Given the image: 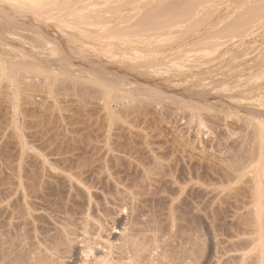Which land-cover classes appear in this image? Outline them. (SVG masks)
Masks as SVG:
<instances>
[{"label": "rangeland", "instance_id": "rangeland-1", "mask_svg": "<svg viewBox=\"0 0 264 264\" xmlns=\"http://www.w3.org/2000/svg\"><path fill=\"white\" fill-rule=\"evenodd\" d=\"M72 1H75L79 5L82 4V7L88 4H92L93 6L90 5L92 6L90 8H93L95 10V9H99L100 7H102L103 2L101 3V1H105V0H101V1L100 0H72ZM107 1L120 3V5L118 3L117 4L122 9L118 8L119 10L116 13L117 15L115 16H118V14L120 16L121 14L122 16L124 15L127 16L126 14H128L130 18L133 16L131 20H135L134 17L135 18L140 17L142 13L141 10L147 11L152 8H158L161 4L170 2V0H159V1L158 0H107ZM206 1L210 3V5ZM206 1L199 4L198 8L199 7L200 8L197 9V11L198 12L201 11V12H199L200 16L196 15V17L198 16L197 18L199 17L202 18L205 15H206L205 17L207 16L209 17L211 16L210 14H212L213 11L215 14H213L212 17H209V19L207 17L206 18V21L208 20L207 23L204 21L203 25L201 24L200 28L198 27L196 30H194L193 33L185 31V28L188 27L187 24L189 25L191 23V20L188 19V22H187V20L183 19L182 23L179 26H176L177 29L176 28L173 29L175 32L173 30L170 31L172 34L174 33L173 34L174 36L169 32L162 31L163 35L161 33L159 34L158 32L156 34L157 38L155 39L152 38L153 40L151 39L152 42H157L155 40H158V42L160 43L161 42L160 39L162 38L161 39L162 45L158 49L161 51L159 53L157 52L158 51L157 49H156L157 51L156 50L153 51L152 55L154 57L150 55L151 57L150 59L152 60V62L150 63L152 65L150 63H147V65H150L149 68L151 69V71H153V74L152 72L149 71L150 69H147L148 68L147 66L145 67L146 64L140 67L142 69L135 68L136 70L135 69L133 70L132 68L130 69L129 65L126 66V68L122 67V65L124 66L122 62L121 63L119 61L115 62V60H112L111 58L107 59L105 58L106 56L104 57V55L102 56L104 58H101V53H99L100 51L98 49V46H99L98 44L100 43V41H93L89 43L90 45L88 44L89 46L86 45L87 46L86 49L88 50L90 49V50L82 54L85 58L82 57L81 55H78L73 50H71L69 46H68L69 48L66 46L67 45V43H65L66 36L64 35L63 32H60V30H57L58 28L56 27L55 22H43V21L34 19L35 21L34 20L33 21L35 25L38 26L39 30H41L40 33H38L39 35L38 34L30 35L26 33L23 38L10 37L9 38L10 42L9 41L8 42L12 46H8L7 41H4L3 44L0 43V73H1V70H3V73H6V77H7L6 79L0 78V175L2 174L0 176L1 178L0 179V191L5 190L4 187L8 185V183L5 184V182H8L10 178H11L10 180L12 181H14L15 178H17L18 176L17 168H18L19 162L21 161L24 162V160L26 159L25 161L27 162L25 163H28L30 161V158H33L31 156L37 153L36 152L37 147L42 146L39 143L43 144V142L45 141V139H43L45 138L44 135L50 130L51 127L53 128L54 131L55 129L60 128L56 131L57 132L61 131V133L63 132L62 131L63 129L64 131L66 130V132H68V129H69L70 131L68 132L69 136L75 135L81 138L85 137L84 139H91L93 142L95 140V142H97L98 144H102V145L104 143H106L107 145L110 144L111 142L116 143L117 140L119 142H124L123 139L126 141L128 140L129 143L135 144L134 146L138 145L136 146L137 147L136 150L138 149V152H140V154L138 153V158H139V161H141L142 163L138 162L140 168L138 167L139 170L135 174H138L143 169L151 170V167H153V164H154L152 162L153 161L152 154L155 155L157 153V158L159 159V162L161 163V166H162L160 170L161 172L160 181L156 185L158 189H155L156 186L154 187L155 192L157 190L159 191V189H161L160 190L161 192L158 193L157 191L158 194L156 193V195L154 194L155 196L152 195L150 197L151 199L149 198V200L154 201V199L152 198L156 197L155 198L156 201L154 202L149 201L148 202L149 204L147 203L149 206L150 204L151 206L153 205L152 207L154 208L155 212L153 211L151 207H148V206L147 207L149 209L147 208V211L150 210V213H152L153 211V214L155 213V215L148 214L149 212H147V215H150L152 219H154L155 216L157 218L160 217L156 221L160 223L163 222L165 225L166 222H164V220L161 218L166 219L165 216H167L166 213L168 212V211L166 212V210L168 209L162 208L161 205L164 207L165 205L163 204H166L165 207L167 208L168 207L167 205H169V200L171 198H174L173 196H175V193H176V198H174V200L172 199L171 200L174 202L178 201L177 197H179L180 205L178 206H181L179 207L181 209L179 210L178 208V214H179L178 217L180 218V216L183 217L184 215L185 217H183V220H186L187 219L186 217L188 216V218L190 219L189 221L190 223H188L186 220L187 223H185V225L186 226L190 225L189 227L193 226V230L192 228H189L190 230H192V232L190 230L188 231L187 229L188 226L186 227L182 221V218H180L181 221L180 219L179 221H180V224L182 223L183 229L184 230L187 229V232L195 233L194 231V226H195L196 234L198 233V235H200L201 238L203 237L204 246L206 247L205 248L203 246L204 248L203 252L205 253V251H209L210 253V250L212 249L213 252L211 251L210 254L206 252L204 255L203 253L204 259L199 258L198 259L199 262L197 261V264H202V263L203 264H213V263L215 264V261L217 260L215 259L217 258L216 257L217 254L215 256L214 253H217V252H219L218 256L224 255L226 253L224 256L218 257L219 263L226 264L228 263L229 260L227 261L225 258L230 259L234 256L235 257L238 256L239 255L238 250H241L240 253L242 254H240L237 258L234 257L235 259H238L241 261L243 258L241 256H244L245 254V257L243 258L244 261L242 260L240 264H254L253 262H255V264H259V263L264 264V256H263L264 247L262 248V246H264V243H263L264 242V213H263L264 212V172L263 171L264 170H261V168L264 169V159H263L264 149H262L263 157L261 156L260 157L261 159L255 158L256 159L255 160L253 159L254 157H252L251 159V155H246L247 152H250L251 150L250 148L254 144L253 140H255V132H254L255 123L259 125L262 122H264V97H263L264 88H259L261 86L264 87V11L262 12L263 14L261 13L262 15L260 17L258 16L257 18L258 20L256 19V21L252 20L249 22V27L246 30H241V28H238L234 23H230L240 13H243L244 10H246V12H244L245 16H247V14H250L251 13L250 10L254 9L259 3H263L264 0H260L262 2H259V0H249V1L242 0L244 1V3L241 0H240L241 2H239V0H228V1L217 0L218 2L220 1L219 3L216 0L215 1L212 0L214 2L210 0H206ZM59 2L61 4L63 0H59ZM206 3L207 5H209V7H211L210 9L207 7ZM214 3L216 4V6L213 5ZM222 4L225 6H223ZM211 5L215 8L218 7L216 8V12H215V8L213 10V7ZM229 5H231V7ZM98 6L100 7L98 8ZM165 6H168V5L165 4L163 8H165ZM201 6L203 7L205 6V8L206 7L207 8L203 9ZM134 7H136L137 9ZM139 7L141 9H139ZM201 8L202 10H200ZM19 10H17L14 6H12L7 0H0V13L4 17H16L18 16L20 12ZM166 10L167 8L164 11L158 9L157 11H154V12H157L155 15H158L160 18L166 19L170 16V13H168V11ZM203 10H208L207 14L210 11L211 13L207 15L206 12ZM202 11L205 13V15L202 13ZM185 14H186L185 12L179 11L175 14V16L181 17V16H185ZM19 16H21V14H19ZM31 16H32V19L36 18L34 17L33 14ZM259 18H261L260 19L261 22L259 21ZM46 32L49 33L50 37L52 36V33L55 34L53 35L55 36V38L52 37L51 39L53 38L54 40L56 39L55 43L58 39L59 41L58 44L60 43L59 44L60 48L62 46L61 49L63 50L64 54L68 55L70 58L72 56H75V57H72L70 60L72 63L74 62L73 63L74 65L77 63L75 66H78V67L80 66L79 70H82V71L84 70L83 76H82V71L81 73L78 71V75L80 76L66 75L64 73L65 64L63 62L60 65H58L57 62L46 59V56L38 48V45L36 43L37 37L40 38V36H45ZM184 32L185 34L183 35ZM59 34L61 35V37ZM158 35L159 37H161L160 39ZM170 35L173 36L174 39L175 38L176 39L174 40L173 37H170ZM178 35L179 37L180 36L182 37L181 40L179 39L181 42L177 40ZM163 38L165 40L168 39L169 41L168 40L167 41L170 44H168L167 41L165 42ZM54 40H52L53 43H54ZM151 40L148 41L147 46H150L149 43L153 44L152 46L155 45L154 43H151ZM164 43L166 44L163 46ZM178 47H180V49ZM65 48H68V51ZM92 48H94V50ZM186 48L188 49V51H190L189 53H187V55H186V52L188 51ZM162 49L163 50L165 49V50L163 51ZM167 49L168 51H166ZM195 49L197 51L198 49L200 51L202 50L205 51L208 57L205 55V52L203 51L202 53L199 51L200 54H196L198 52ZM191 51L192 52L196 51V52L191 53ZM89 53H91V55H89ZM176 53L182 54V55L178 54V56L180 57L182 56V59L180 57H177ZM188 54L191 56H189ZM192 54L194 55L196 54L197 58H195L196 56L194 57ZM185 55L186 57H190V58H186ZM163 57H164V60H163ZM171 58H172V61H171ZM207 58H208L207 60L208 62L205 60ZM75 59L78 62H76ZM153 59L155 60V62ZM176 59L177 60L179 59V60L176 61ZM180 59L184 63L186 62L185 64H188L187 67L185 64H182L183 62H181ZM187 59L189 63H187ZM105 60H107L106 65H105ZM109 60H111L110 63H109ZM174 60L176 61L175 63L173 62ZM11 61H15L19 65L26 64L30 68L39 70L38 72L27 74V77L25 78V80H27L28 82H32V83H29L32 86H27L26 84H22V88L26 90V93H29L32 95V98H34L33 100L36 103L42 101L43 99H46V102H48V105H46V108L48 110L44 108L43 109L35 108L31 106L30 104H27L30 106L25 105L26 107L25 106L23 107L22 105L19 104L18 101L16 102L15 98L13 99L14 97L13 96L14 71L8 68V65H10ZM159 62L161 65L159 64ZM172 62L174 65V69L171 67L169 68L170 63H171L170 66L173 67ZM179 62L181 66L177 65ZM197 62L202 63V64H199ZM116 63L118 64V66ZM119 63L121 65H119ZM156 63L158 66L156 65ZM163 63L165 64V66H163L164 65ZM193 64L194 66L192 67ZM153 65H155L154 69H153ZM159 66H162L165 69H167V72H165L166 70H162L161 67L159 69ZM176 68L178 69L176 70ZM169 69H171V71ZM107 70L109 71V73ZM129 70H131L132 72ZM140 70L141 72H138ZM157 70H160V71H157ZM172 70L173 71L176 70L175 71L176 73L172 72ZM162 71H164L165 73ZM168 71H170L173 74H171ZM133 72H136V73L132 74ZM95 73H99V75L103 74V75H106L107 77L109 76L110 80L116 82L118 87L120 85L122 86V87L121 86L119 87L122 92L126 91L130 96L134 97L135 99H138V101H135L134 103L131 99L119 97L115 102L113 101H111V103H109L110 101L106 102L107 99L103 95L105 93H103L97 85L89 83V79L93 75H98ZM107 73L109 75H107ZM139 73H141V75H139ZM147 74L150 76H148ZM156 74H159V75H156ZM250 77H254V78L251 79ZM70 78H74V79L71 80ZM247 78L251 79V81L246 80ZM255 78H259V79L258 80L256 79V81H254ZM257 81H259V83ZM241 82L244 84H242ZM234 83L235 84L237 83L236 86L238 87H236ZM238 84L240 85V87ZM252 84H254L253 87H251ZM243 85H246V86L242 87ZM53 86L54 88L57 86L56 88L58 89L57 97L60 99L59 103H56V104L51 99L52 98L51 88ZM232 86L233 87L235 86L237 90L235 89V87L233 88ZM226 88H229V90ZM221 89L224 90L225 92L222 91ZM227 90L229 93H226ZM257 95H260V96H257ZM257 98L261 100L262 105L259 102L260 100ZM254 99H256L257 101L256 100L253 101ZM17 103L19 104V106H21V112H20V108L17 105ZM22 109L24 111H22ZM36 109H38V111ZM40 110L41 111L44 110L45 112L48 111L46 114L45 112H43L44 113L43 115H45V117L41 115L42 112ZM38 112L39 113L41 112V113L39 114ZM38 114L40 116L37 117ZM39 118H40V121H39ZM41 119L42 121L43 120L44 121L41 122ZM47 124L51 125V127L49 126L50 127L48 128L49 130L47 129L48 131L45 132L43 131V129L48 127ZM40 128L42 129L41 131L42 133H39ZM52 128H51L50 135H53L52 133L54 132ZM72 128L75 131H73ZM87 130L89 133L87 132ZM71 131L75 132V134L73 132L71 133ZM113 131L114 133H112ZM36 132H38L39 134H42V137L41 135H39L38 137L37 136L38 133L36 135ZM40 137L42 141L40 140ZM141 138L142 139L144 138V139L142 140ZM263 139H264V134L262 135V141H263L262 147L264 148ZM246 142L248 143V145ZM28 144L30 145L28 146ZM144 144L146 146L148 144V148H149V145L151 146L150 149L152 151L151 152L149 151L150 153L148 152V148H145L146 146ZM141 146L143 148H140ZM160 146L161 147L163 146L162 149ZM22 147H23V150L25 149L26 152L28 151L27 154H25V152L23 151L20 154ZM40 149L41 150H37L38 151L37 154H40V153L44 154L43 152L44 149L42 148ZM241 149H243L244 151L246 150L247 152L245 153ZM241 152H244V154L243 153L241 154ZM160 153L161 154L163 153L164 155L163 154L161 155ZM158 154H159V157H158ZM22 155L25 156V159L23 157L24 160H22L21 158ZM243 157H245L246 159ZM17 162H18V165H17ZM257 163H260L258 164L259 172L255 171L256 169L254 170L253 168V166L256 165ZM221 164L225 166H222ZM143 165L145 168L143 167ZM169 165L174 168L172 169L171 167H169ZM235 166L237 168H235ZM13 168L15 170H13ZM14 171H15V174H14ZM173 171L176 173L173 174L174 173ZM224 172L230 176L226 175ZM171 173L173 174V176ZM188 173L189 174L191 173L192 175L191 174L189 175ZM218 173L220 174V176ZM231 174H232V177H231ZM255 175L258 176V183H259L258 185L261 187L260 189L263 188L261 190V194L262 192L263 194L261 195V198H260V202H259L260 204H258V207H260V212L262 213L260 215L261 219L259 220L260 224L258 223L259 226L261 227V228H258V230L260 229L258 233H261L259 234V237H258V239L259 238L260 239L259 240L257 239L258 242L253 241L254 240L253 238L257 235L255 232H253V228H255L254 229L255 231L257 226L256 224H253L252 222L253 221V219H251L252 214L249 215L251 208L253 210L254 208L253 206L256 205L255 200L253 202V199H254V196H253L254 195L253 194L254 177L253 176ZM2 176L5 178H3ZM6 177H8L7 179L8 181H5ZM217 177H220V178H217ZM175 178L177 181L175 180ZM2 179L5 182L2 181ZM1 181L6 186L2 185ZM172 183L174 185H171ZM175 183H178V184H175ZM175 185L177 186L175 187ZM226 186L227 188L224 189V187ZM178 189L179 190L182 189L183 195H180L182 197L178 196L179 194H181L180 191H177ZM198 189L199 190L201 189L204 192L202 191L201 193V190L199 192ZM223 189L225 191H222ZM13 190L15 192H12L13 194L11 193L12 194L11 197L13 196L12 199H15V197L17 196V194L15 193H18V191L16 189H13ZM162 191L164 192L163 196H162V193H163ZM228 191H229V195H228ZM207 193L209 194V196ZM169 194L171 195V198L170 197L168 198V196H170ZM159 195L162 197L161 203H159L160 202L159 200H161V198L157 197ZM198 196H199V199H198ZM214 197L215 199H212ZM163 198L165 200H163ZM207 199H208V202H207ZM182 202L183 203L185 202V203L183 204ZM175 203H178V202H175ZM219 203L223 205V207L221 208L222 210H224L223 212L220 209V205H218ZM207 205H209V207ZM161 208L163 209L162 211L163 214H165L164 216L162 212H160L162 210ZM215 209H217L218 211ZM157 211H159L158 213L160 214H158ZM198 211L201 213H199ZM181 212L184 214L182 215ZM249 216L251 217L249 218ZM225 217H228V218H225ZM231 219L233 220V222H231L232 221ZM191 222H194L193 223L194 225ZM223 222H224V225H223ZM236 222L238 223L236 224ZM227 224L228 226H226ZM210 236H212L213 238ZM246 240H248L249 242ZM214 242H217L216 248H215L216 243ZM210 244H212L213 246ZM255 247L257 249H255ZM208 248L209 249L211 248V249L208 250ZM233 249L235 250L238 249L237 250L238 252L237 253L232 252ZM258 251L260 252L258 253ZM262 253H263L262 255L263 258L260 255L261 256L260 257L261 261H260V258L257 257L259 255L257 254H262ZM228 255L229 257H227ZM231 255L232 257H230ZM208 256L210 257L208 258ZM220 257L221 258L224 257L225 261H220L221 260ZM256 257L259 259V262L256 261L258 260ZM230 260L233 263L230 261L231 263L229 262L228 264H237L236 262L238 260H234L233 258ZM209 261L210 263H207ZM218 261H217V264H219Z\"/></svg>", "mask_w": 264, "mask_h": 264}, {"label": "bare ground", "instance_id": "bare-ground-1", "mask_svg": "<svg viewBox=\"0 0 264 264\" xmlns=\"http://www.w3.org/2000/svg\"><path fill=\"white\" fill-rule=\"evenodd\" d=\"M7 1L12 6H14L17 10L21 9V10H19L20 11L19 14H21V16H19V14H18V16H16V17H4L0 13V43L1 44H3L4 41H7L8 46H12L9 44V42H10L9 38L10 37L23 38L26 33L30 34V35L31 34L37 35L38 33H40L41 30H39L37 25H35L34 19L40 20L43 22H55L56 27L58 28L57 30H60V32H63L64 35L66 36V38H65L67 41V42L65 41V43H67L66 46L67 47L69 46L70 49L73 50L78 55H81L82 57H84L82 54L90 50V49L89 50L86 49V47H87L86 45H88L89 43H91L93 41H100V43L98 44L99 45L98 49L100 52L99 51L98 52L101 53V58H104L106 56L105 58H107V59L111 58L112 60H115V62L116 61H119L120 63L122 62V64H124V66L122 65V67L126 68V66L129 65L130 69L132 68L133 70L135 68L136 69L137 68L142 69L140 67L145 65V64H146L145 67L147 66L148 67L147 69H150L149 68L150 65H147V63L152 62V60L150 59L151 58L150 55H152V52L155 51L156 49L158 50L159 47L162 45V40H161L162 38L159 37V35H158V37H159V39L161 38L160 39L161 42L159 43L158 40H155L157 42H152V40H153L152 38H154V39L157 38L156 34L158 32H159V34L161 33L162 35H163L162 31L171 33L170 31H172L174 28L177 29L176 26H179L182 23L183 19L187 20V22L189 19V20H191V23L189 22L190 24L189 25L187 24L188 27L185 28V31L193 33L194 30H196L198 27L200 28L201 24L203 25L204 21L206 23L208 21V20L206 21V18L208 16L205 17L206 15L203 12V11H205L207 14L208 10L202 11V13L205 15V16L202 15L203 16V17L201 16L202 18H200V17L197 18L198 16L196 17V15H199V12H201V11H199V12L197 11V9L200 8V7L198 8L199 4L205 2L206 0H170V2L165 3L166 5H168V6H165V8H163V6L165 4H161L158 8H152V9L147 10L148 12L141 10V12H142L141 16L138 18L134 17L135 20H131V18L133 16L130 18L128 14H126L127 16H125V15L122 16V14H121V16L119 14H118V16H115V15H117L116 14L117 11L119 10L118 8L122 9L121 7H119L120 3L117 2L119 4L118 5L116 2H111V1H107V0H105V1L100 0L101 3L103 2L102 3L103 6L100 4L102 7L98 6V8L99 7L100 8L95 9V10L93 8H90L93 6L92 4H88V5H85L84 7H82V4L79 5L78 3H76L75 1H72V0H63V2H61V4H60L59 0H7ZM210 1H212V0H210ZM214 1H212V2H214ZM226 1H228V0H226ZM226 1H225V3H226ZM241 1L239 0V2H241ZM244 1H242V2L244 3ZM229 2H231V1H229ZM259 2H262V1L259 0ZM207 3H206V5H207ZM225 3H223V4H225ZM208 4L210 5V3H208ZM90 5H92V6H90ZM95 5H94V7H95ZM209 5H207V7L210 9L211 7H209ZM213 5L216 6L215 3ZM227 5H228V3H227ZM223 6H225V5H223ZM229 6L231 7V5H229ZM229 6H228V8H229ZM136 7H134V8H136ZM140 7H139V9H141ZM201 7L203 9L205 8V6L204 7L201 6ZM219 7H221V6H219ZM166 8H167L166 11H168V13H170V16L168 18L163 19V18H160L158 15H155L157 12H154V11H157L158 9L164 11ZM202 8L200 10H202ZM214 8L215 7H213V10H214ZM216 8H218V7H216ZM216 8H215V12H216ZM226 8H227V6H226ZM120 11H122V10H120ZM179 11L185 12L186 13L185 16L176 17L175 14ZM250 11H251V13L247 14V16H245L244 12H246V10H244L243 13H240L230 23H234L238 28H241V30H246L249 27L250 21H252V20L256 21L258 16L260 17L263 14L262 12L264 11V1H263V3H259L254 9H251ZM209 13H211V11L208 12V14ZM32 14L36 18L32 19V16H31ZM213 14H215L214 11L212 12V14H210L211 16H209V17H212ZM25 17H26V19H25ZM209 17H208V19H209ZM260 19L261 18H259V21L261 22ZM181 26H183V25H181ZM91 27H93V28H91ZM184 34H185V32L183 33V35ZM53 35H55V34L52 33V36L50 37L49 33L46 32L45 36H40V38L37 37L36 43L38 45V48L44 53V55L46 56V59H49L50 61H55L58 63V65H60L63 62L65 64L64 73L66 75L77 76L78 71L81 73L82 70H79L80 66L79 67L75 66L77 63L74 65L73 64L74 62L73 63L71 62L70 59L72 57H75V56H72L73 55L72 54L71 55L72 57L70 58L68 55L64 54L63 50L61 49L62 46L60 48V46H59L60 43L58 44V42H59L58 39L55 43L56 39L54 40L55 36H53ZM61 35H60V37H61ZM162 35H160V36H162ZM179 35H178L177 40L182 39V37L180 36L181 37L180 38ZM173 36L170 35V37H173ZM205 36H207V35H205ZM52 37H54V38L51 39ZM56 38H58V37H56ZM63 38H64V36H63ZM164 38H163V40H165ZM173 39H174V37H173ZM52 40H54V43L52 42ZM149 40H151V43H154L155 45L152 46L153 44L149 43L150 46H147V43ZM167 40H165V42ZM171 40H172V38H171ZM171 40H170V42H171ZM168 41H167V43L170 44ZM95 43H97V42H95ZM175 43H176V41H175ZM175 43H174V45H175ZM165 44L166 43H164L163 46ZM94 45H96V44H94ZM63 48H64V46H63ZM68 48H65V49H67V51H68ZM95 48H96V46H95ZM162 48H164V47H162ZM178 48L180 49V47H178ZM92 49L94 50V48H92ZM160 51L161 50H158L157 52L159 53ZM166 51H168V49ZM187 51H188V49H187ZM196 51H193V52H196ZM199 51L200 50L198 49V51H197L198 53H196V54H200ZM202 51H200V52L202 53ZM134 52H136V53H134ZM189 52L190 51L186 52V55ZM193 52L191 51V53H193ZM203 52H205V51H203ZM179 53H180V51H179ZM169 54H170V52H169ZM178 54L176 56L180 57V56H178ZM182 54H179V55H182ZM196 54L195 55L192 54V55L195 57ZM209 54H210V52H209ZM89 55H91V53H89ZM103 55H104V57H102ZM157 55H159V54H157ZM186 55H185V57H186ZM205 55H206V52H205ZM189 56H191V55H189ZM198 56H200V55H198ZM164 57H163V60H164ZM177 57H175V58H177ZM76 58H77V56H76ZM180 58L182 59V56ZM186 58H190V57H186ZM186 58H185V60H186ZM195 58H197V56ZM202 58H204V57H202ZM181 59H180V61L183 62ZM178 60L176 59V61H178ZM183 60H184V58H183ZM199 60H201V59H199ZM205 60L207 61L208 58ZM106 61L107 60H105V65H106ZM110 61L111 60H109V63H110ZM171 61H172V58H171ZM176 61L174 60L173 62L175 63ZM76 62H78V61L76 60ZM154 62H155V60H154ZM164 62H166V61H164ZM173 62H172V65H173ZM199 62H197V63H199ZM120 63H119V65H121ZM185 63L183 62L182 64H185ZM187 63H189L188 59H187ZM159 64H160V62H159ZM194 64L192 65V67L194 66ZM199 64H202V63H199ZM199 64H198V66H199ZM156 65H157V63H156ZM170 65H171V63H170ZM170 65H169V68L171 67L174 69V65H173V67ZM177 65L181 66L180 62ZM185 65L187 67L188 64H185ZM117 66H118V64H117ZM163 66H165V64ZM154 67H155V65H153V69H154ZM160 67L162 68V70H166L165 72H167V69H165L162 66H159V69H160ZM8 68L12 69L14 71V76H13V84H14L13 85V96L14 97H13V99L15 98L16 102L18 101L19 104L22 105L23 107L27 104H30L31 106H33L35 108L47 109L46 105H48V102H46V99H43L42 101L36 103V102H34V100H33L34 98H32V95L29 93H26V90H24V88H22V84H26L27 86H32L31 84H29L32 82H28L27 80H25V78L27 77V74L35 73V72H38L39 70L34 69V68H30L26 64L19 65L15 61H11L10 65H8ZM107 68H109V67H107ZM177 69L178 68H176V70ZM196 69H198V68H196ZM108 70H110V69H108ZM145 70H146V68H145ZM169 70L171 71V69H169ZM180 70H182V69H180ZM83 71H82V76L84 75ZM129 71H131V70H129ZM149 71L152 72V74H153V71H151V69ZM157 71H160V70H157ZM157 71H155V72H157ZM170 71H168V72H170ZM175 71L172 70V72H175ZM138 72H141V70ZM162 72H164V71H162ZM99 73H95L98 75H93L89 79V83L97 85L101 89V91L103 93H105L103 95L107 99L106 102H109V101H110L109 103H111V101L115 102L119 97L131 99L134 103H135V101H138V99H135L134 97L130 96L126 91L122 92L119 88L121 85L119 84L120 86L118 87L116 82L110 80L109 76L107 77L106 75H103V74L99 75ZM108 73H109V71H108ZM108 73H107V75H109ZM134 73H136V72H133L132 74H134ZM104 74H106V73H104ZM159 74H156V75H159ZM171 74H173V73H171ZM139 75H141V73H139ZM154 75H155V73H154ZM154 75H153V77H154ZM78 76H80V75H78ZM148 76H150V75H148ZM162 76H163V74H162ZM0 78H3V79L7 78L6 73H3V70H1ZM250 78L252 79L254 77H250ZM70 79L73 80L74 78H70ZM251 79L247 78L246 80L251 81ZM256 79L258 80L259 78H255L254 81H256ZM257 82L259 83V81H257ZM251 83H249V84H251ZM236 84H235V86H236ZM242 84H244V83H242ZM253 85L254 84H252L251 87H253ZM259 85H261V84H259ZM244 86H246V85H243L242 87H244ZM236 87H238V86H236ZM236 87H235V89H236ZM239 87H240V85H239ZM56 88H57V86L55 88H54V86L51 88V92H52L51 93L52 94L51 99L55 102V104L59 103V100H60L57 97L58 89H56ZM259 88H264V87L261 86ZM226 89L229 90V88H226ZM228 90L226 93H229ZM245 90H246V88H245ZM222 91H224V90H222ZM210 94H212V93H210ZM236 94H237V92H236ZM229 95H231V94H229ZM257 96H260V95H257ZM263 97H261V98H263ZM257 99H259V98H257ZM255 100L256 99H254L253 101H255ZM259 102L261 104V100ZM19 104L17 103L18 106H19ZM30 105H27V106H30ZM19 108H20V112H21V106H19ZM18 109H17V111H18ZM36 110L38 111V109H36ZM22 111H24V110L22 109ZM35 111H33V112H35ZM41 112H42L41 115L43 117H45V115H43L44 114L43 112H45V111L43 110ZM47 112H45V114ZM39 114L37 115V117L40 116ZM42 116H41V118H42ZM39 121H40V118H39ZM43 121L41 119V122H43ZM48 124H47L48 127H46V125H45L46 130L43 129V131L46 132L49 130L48 128H50L51 125H48ZM122 126H123V124H122ZM41 128H40L39 133H42ZM51 128L44 135L45 138H43V139H45V141L43 140L44 141L43 144L39 143L42 146L41 147L38 146L39 149L37 147V150H41L40 148L44 149L43 150L44 154L43 153L37 154L38 151L36 150L37 153L35 155L33 154L34 156L33 155L31 156L33 158H30V161H29L30 163L29 162L25 163L27 161H25L26 160L25 156L22 155V157H21L22 160H24V159L25 160H24V162L23 161L19 162V165L17 162V165H18V168H17L18 169V173H17L18 176H17V178H15V180L13 179L14 181L10 180L11 179L10 178L8 181L7 180L8 177H6L5 181H8V182H5L2 179V181L5 182V184L8 183L7 186L5 184H3V182L1 181L2 182L1 184L5 185L6 187H4L5 188L4 191H0V264H197L198 259L203 258V253H204L203 252L204 251L203 237L201 238V236L198 235V233L196 234L195 226H194L195 233L194 232L191 233L193 230V226L189 227L190 225H187L188 226L187 227L185 225V223H187V222L190 223L189 222L190 219L187 216L186 217L187 222H186V220H183V217H185V216L183 215L184 213H182V212H181V214L183 215V217L180 216V218H182V221H183L184 225L187 227L188 231L190 230L189 228H192V230H190L191 232H187V229L184 230L182 223L180 224L181 219L178 217L179 216L178 208L181 207V206H178V205H180L179 204V202H180L179 197H177L178 201H175L178 203H175L174 201H172V200H174V198H176V193H175V196H173L174 198H171V195L169 194L170 196H168V198L170 197L172 200L168 199L169 205H167L168 206L167 208L165 207L166 204H163L164 201L162 202V204L165 205L164 207L161 204H159V205H161L162 208L168 209V210H166V212L167 211L168 212L167 213L165 212L167 214V216H165L166 219L161 218L164 220V222H166L165 225L163 222L160 223V222L156 221L160 217L157 218L155 216L156 219L155 218L152 219V217L150 215H147V212H149L148 214L155 215V213L153 214V211H154V208L152 207L153 205L151 206V204H150V206H149L148 202L149 201L150 202L156 201V199H155L156 197L152 198V199H154V201L149 200V198L154 194L156 195L158 190L155 192L154 187L160 181V177H161L160 170H161L162 166H161V163L159 162V159L157 158V153L155 154L156 156L153 154H152L153 157L151 156L153 158L152 162L154 163L153 167H151V170L143 169L138 174H135L139 170V168H140L139 163L141 162V161H139V158H138V153L140 154V152H138V149L136 150V148H137L136 146H138V145L134 146L135 144L129 143L128 140L126 141L124 139H123V141L126 143L119 142L118 140H117L118 141L117 142L115 140L116 143L111 142L112 144L110 143L107 145L106 143H104L105 145L104 144L102 145V144H98L97 142H95V140L93 142L91 139H84L85 137L81 138V137L75 136V135L69 136V133H68V132H70L69 129H68V132H66V130L64 131V129L62 130V128H61V130L63 131L62 133H61V131H59V132L56 131L60 128H58V129L54 128L55 131L52 128V130L56 134L52 131L53 135H50L51 134ZM84 130H85V128H84ZM111 130H112V128H111ZM73 131H75V130L73 129ZM73 131H71V133ZM87 132H88V130H87ZM254 132H255V140H253L254 144L253 143H252L253 145L251 144L252 145L250 148L251 150L249 149L250 152H247L246 150L244 151L243 149H245V148H243L241 150H243L245 153L246 152L249 153V154L246 153V155H251V159H252V157H254L253 159H255V158L261 159L260 157L263 155L262 149H264L262 147V145H263L262 144L263 143L262 135L264 134L263 133L264 132V122H262L259 125L255 123ZM37 133L38 132H36V135H37ZM39 133L37 136L39 137V135H41V137H42V134H39ZM73 133L75 134V132H73ZM112 133H114V131ZM43 134H44V132H43ZM76 134H77V132H76ZM102 136H104V135H102ZM41 137H40V140L42 141ZM148 137H150V136H148ZM147 139H149V138H147ZM144 141H143V143H144ZM155 144H156V142H155ZM29 145L30 144H28V146ZM247 145H248V143H247ZM150 147L151 146L149 145V148H148V144L145 147V148H148V152L152 151L150 149ZM162 147H161V149H162ZM248 147H250V146H248ZM31 148H32V146H31ZM140 148H143V147L141 146ZM24 150L22 147L20 154L22 153V151L25 152V154L28 153V151L26 152V150L25 151ZM40 152H42V151H40ZM244 152H241V154L242 153L244 154ZM234 155H235V153H234ZM241 156H243V155H241ZM23 157H24V159H23ZM158 157H159V154H158ZM243 158H245V157H243ZM247 161H246V163H247ZM162 162H163V160H162ZM125 163H126V165H125ZM215 163H217V162H215ZM258 164H260V163H257L256 165L253 166L254 170L256 169L255 171H258V168H259ZM211 165H212V163H211ZM214 166H215V164H214ZM222 166H225V165H222ZM143 167H144V165H143ZM169 167H171V166L169 165ZM238 167H239V165H238ZM141 168H142V166H141ZM171 168L173 169L174 167H171ZM235 168H237V167L235 166ZM13 170H15V169L13 168ZM261 170H264V169L261 168ZM175 173L176 172H174L173 174H175ZM229 173H230V171H229ZM14 174H15V171H14ZM173 174H172V176H173ZM226 175H228V174H226ZM172 176H170V177H172ZM219 176H220V174H219ZM228 176H230V175H228ZM231 177H232V174H231ZM253 177H254V180H253L254 181L253 182V194H254L253 195L254 196L253 202L255 200L256 205L253 206L254 207L253 210L251 208L252 211L250 210L251 213L249 212V215L252 214V218H251V219H253L252 222H253V224H256V226H257L255 231H254L255 228H253V232H255L257 234V235L254 234L256 236L253 238L254 239L253 241L258 242V240L260 239V238L258 239L259 234H261V233H258L260 231V229L258 230V228H261L259 226V224H260L259 220L261 219L260 215L262 214L260 212V207H258V204H260L259 203L260 198H261V195L263 194V192L261 194V190L263 188L260 189L261 187L258 185L259 184L258 183V176L255 175ZM3 178H5V177H3ZM184 178H185V176H184ZM217 178H220V177H217ZM238 178H239V176H238ZM172 180H174V179H172ZM175 180H176V178H175ZM175 184H178V183H175ZM171 185H174V184L172 183ZM176 186L177 185H175V187ZM156 187H155V189H158V187L157 188ZM226 188H227V186L224 187V189H226ZM13 189H16L18 191V193H15V194H17L15 199H12L13 196L11 197V195L13 194L12 192H15ZM182 189L177 190V191H180V193H181V194L178 193L179 194L178 196L183 195ZM224 189L222 191H225ZM160 190L161 189H159L158 193L161 192ZM200 190L198 189L199 192H200ZM202 191L203 190H201V193H202ZM163 194H164V192L162 193V196H163ZM191 194H192V192H191ZM228 195H229V191H228ZM208 196H209V194H208ZM157 197L161 198V200H159L160 201L159 203H161L162 197L160 195ZM180 197H182V196H180ZM222 197H224V196H222ZM165 199H166V197H165ZM165 199L163 198V200H165ZM198 199H199V196H198ZM212 199H215V197ZM226 199H227V197H226ZM170 201H172V202H170ZM207 202H208V199H207ZM218 202H220V201H218ZM153 204H155V203H153ZM222 204H220V203L218 204V205H220V209L223 207ZM147 206L151 207L153 209V211L151 209L152 213H150V210L147 211V208H148ZM157 206H158V204H157ZM187 206H189V205H187ZM207 206L209 207V205H207ZM180 209L181 208H179V210ZM205 209H206V207H205ZM157 210H158V208H157ZM215 210H217V209H215ZM162 211H163V209L160 212H162ZM223 211L224 210H222V212ZM158 212L159 211H157V213ZM195 213H196V211H195ZM199 213H201V212H199ZM206 213H207V211H206ZM158 214H160V213H158ZM162 214H163V212H162ZM162 214H161V216H162ZM164 215L165 214H163V216ZM220 216H221V214H220ZM207 217H206V219H207ZM211 217H212V215H211ZM239 217H241V216H239ZM250 217L251 216H249V218ZM225 218H228V217H225ZM161 219H160V221H161ZM179 219H180V221H179ZM231 222H233V220ZM191 223L193 224L194 222H191ZM237 223L238 222H236V224ZM223 225H224V222H223ZM226 226H228V224ZM256 226H254V227H256ZM237 232H235V233H237ZM230 233H231V231H230ZM199 234H200V232H199ZM212 236H210V237H212ZM217 237H219V236H217ZM224 237H226V236H224ZM236 239H237V237H236ZM211 240H213V239H211ZM246 241H248V240H246ZM214 243H216L215 244V248H216L217 242H214ZM260 243H258V244H260ZM210 245H212V244H210ZM261 245H263V244H261ZM208 246H209V244H208ZM263 247L264 246H262V248ZM262 248H261V250H262ZM210 249L208 248V250H210ZM235 249H233V251L232 250H230V251H232L234 253H237L239 251V255L242 254V253H240L241 250L237 249L238 250L237 251ZM239 249H240V247H239ZM255 249H257V248L255 247ZM211 251H212V249L210 250V253H211ZM260 251H258V253ZM206 252L209 253V251H205V253ZM205 253H204V255H205ZM218 253L219 252L214 253L215 256L217 254V256H216L217 258H215V259H217L215 261V264H217V261L219 260L218 259L219 256H224L226 254L225 253L224 255L218 256ZM263 253L257 254V255H259L257 257L260 258L263 255ZM210 256H208V258ZM238 256H236V257L234 256V257L237 258ZM263 256H262V258H263ZM227 257H229V255ZM230 257H232V255ZM234 257H232L234 260H238V259H235ZM241 257L244 258L245 254H244V256H241ZM241 257H240V259H241ZM222 258H223V260H222ZM222 258L220 257V259H221L220 261H225L224 257H222ZM232 258H230V259H232ZM243 258H242V260H243ZM225 259L227 261L229 260L228 263L231 261L230 259H227V258H225ZM238 261L237 262L235 261V262L237 264H240L241 261L240 260H238ZM256 261L259 262V259ZM260 261H261V258H260ZM200 263H202V262H200ZM207 263H210V261ZM218 263H219V261H218ZM228 263H226V264H228ZM253 263L255 264V262H253ZM219 264H221V263H219ZM259 264H263V263H259Z\"/></svg>", "mask_w": 264, "mask_h": 264}]
</instances>
